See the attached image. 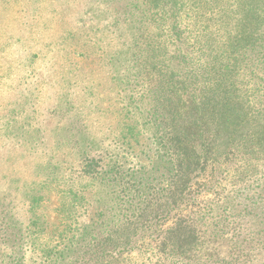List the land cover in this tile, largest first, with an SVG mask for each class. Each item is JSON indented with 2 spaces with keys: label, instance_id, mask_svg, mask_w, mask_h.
<instances>
[{
  "label": "rangeland",
  "instance_id": "1",
  "mask_svg": "<svg viewBox=\"0 0 264 264\" xmlns=\"http://www.w3.org/2000/svg\"><path fill=\"white\" fill-rule=\"evenodd\" d=\"M248 7L259 28L249 53L254 62L264 59V0H242L241 9ZM119 18L111 0H0V264H9L10 254L19 264H49L47 251L61 248L54 238L64 233L61 222L86 225L109 204L106 189L85 171L87 144L102 167L125 156L133 168L139 150L149 149L145 139L135 150L121 146L114 134L121 108L112 60L121 53L124 64L131 54ZM254 71L246 69L242 79ZM242 128L244 141L264 139L262 128ZM222 163L220 184L202 192L196 186V200L155 230L185 220L173 245L187 252V263L264 264V159L240 154ZM71 193L77 203L67 219ZM152 253L98 264H150Z\"/></svg>",
  "mask_w": 264,
  "mask_h": 264
},
{
  "label": "trees",
  "instance_id": "2",
  "mask_svg": "<svg viewBox=\"0 0 264 264\" xmlns=\"http://www.w3.org/2000/svg\"><path fill=\"white\" fill-rule=\"evenodd\" d=\"M111 1L118 22L126 25L120 34L131 36L129 59L120 64L117 53L112 60L121 108L114 134L121 146L135 150L145 139L149 149L139 150L133 168L125 156L109 158L102 167L104 160L91 156L92 143L87 144L85 171L106 189L109 204L86 225L63 220L64 233L54 237L61 248L47 251L48 261L118 262L149 250L156 254L147 259L150 264H193L185 262V250L173 245L185 220L180 217L169 229L155 230V224L195 201L196 186L202 192L219 185L215 177L223 157L264 159V139L249 142L238 136L244 124L264 130V75L257 73L264 71V59L253 62L249 56L259 28L251 8L241 9L242 0ZM246 69H255L248 81L242 79ZM69 197L67 219L77 203L75 193ZM88 253L98 254L96 260H86ZM12 258L9 264H19L18 257Z\"/></svg>",
  "mask_w": 264,
  "mask_h": 264
}]
</instances>
